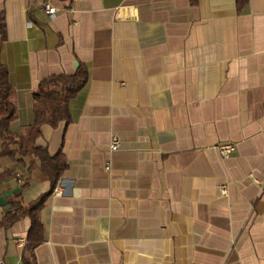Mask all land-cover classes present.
Instances as JSON below:
<instances>
[{"label":"crops","instance_id":"0c3cea01","mask_svg":"<svg viewBox=\"0 0 264 264\" xmlns=\"http://www.w3.org/2000/svg\"><path fill=\"white\" fill-rule=\"evenodd\" d=\"M0 62L17 134L43 78L87 70L69 121L36 139L66 162L42 239L27 216L0 227V262L264 264V0H0ZM18 158L0 155V220L50 186Z\"/></svg>","mask_w":264,"mask_h":264},{"label":"trees","instance_id":"16d2710c","mask_svg":"<svg viewBox=\"0 0 264 264\" xmlns=\"http://www.w3.org/2000/svg\"><path fill=\"white\" fill-rule=\"evenodd\" d=\"M235 2L237 8L240 9L247 0H235ZM86 80L87 70L84 65H79L71 74L60 73L43 78L32 93L33 123L24 132L17 134L9 128L10 122L16 118L17 107L12 99V86L8 80V70L0 62V155H8L17 163L22 162L18 155L33 156L28 170L38 168L47 176L50 183L48 191L40 194L36 199L28 203L12 202L10 209L0 220V227H8L22 217H29L31 225L28 231V240L31 246L36 245L42 239V225L38 213L66 167L61 153L49 155L46 148L36 145V139L40 136L43 124L55 127L61 122L69 121V102L84 86ZM10 145H13L14 148H10ZM8 176H12V171L0 172V182ZM26 184L24 183L22 187ZM19 194L20 192L17 193V195Z\"/></svg>","mask_w":264,"mask_h":264},{"label":"built area","instance_id":"2783aa9c","mask_svg":"<svg viewBox=\"0 0 264 264\" xmlns=\"http://www.w3.org/2000/svg\"><path fill=\"white\" fill-rule=\"evenodd\" d=\"M43 8H44V12L51 17H53L57 11L56 7L50 5L49 3H44ZM118 147H119V141L115 135H112L110 138L109 149L110 151H115L118 149ZM216 148L218 149L222 157H228L235 151L236 147L233 143L224 142V143H219L216 146ZM106 169H109V164L106 165ZM222 190L225 191L224 188H222ZM53 191L56 195L61 194V190L59 187H54ZM0 264H3V263L0 262Z\"/></svg>","mask_w":264,"mask_h":264},{"label":"water","instance_id":"95a60500","mask_svg":"<svg viewBox=\"0 0 264 264\" xmlns=\"http://www.w3.org/2000/svg\"><path fill=\"white\" fill-rule=\"evenodd\" d=\"M11 194V191H6L0 196V206H5V198H7ZM9 208V206H6Z\"/></svg>","mask_w":264,"mask_h":264}]
</instances>
